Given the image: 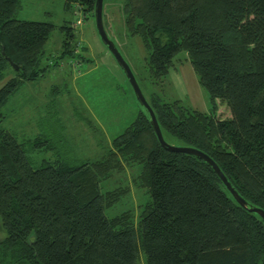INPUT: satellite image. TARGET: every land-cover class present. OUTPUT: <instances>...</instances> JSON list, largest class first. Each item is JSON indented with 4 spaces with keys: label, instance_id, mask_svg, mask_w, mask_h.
Returning a JSON list of instances; mask_svg holds the SVG:
<instances>
[{
    "label": "trees",
    "instance_id": "trees-1",
    "mask_svg": "<svg viewBox=\"0 0 264 264\" xmlns=\"http://www.w3.org/2000/svg\"><path fill=\"white\" fill-rule=\"evenodd\" d=\"M93 1L63 0V7L93 16ZM17 7L18 0H0V122L8 96L43 75L53 28L15 18ZM121 12L125 32L147 51L151 83L165 81L181 52L208 94L207 112L153 91L145 96L131 71L163 140L207 154L246 205L264 211V0H122ZM62 28L53 65L85 60L72 27ZM215 99L228 117H214ZM140 107L94 159L56 152L33 165L27 149L48 142L20 141L0 127V264H136L137 248L144 264H264L263 220L238 205L204 161L162 148ZM122 163L139 164L132 180L148 195L134 221L128 211L104 212L122 187L101 191L100 182Z\"/></svg>",
    "mask_w": 264,
    "mask_h": 264
},
{
    "label": "rangeland",
    "instance_id": "rangeland-1",
    "mask_svg": "<svg viewBox=\"0 0 264 264\" xmlns=\"http://www.w3.org/2000/svg\"><path fill=\"white\" fill-rule=\"evenodd\" d=\"M122 0H102L101 19L107 36L125 59L145 96L156 92L163 100L178 99L189 108L207 112L210 101L207 92L198 84L196 75L183 53L175 56L174 66L165 81L153 84L146 77L147 51L138 36L124 30ZM17 19L50 22L52 30L43 46L40 66L46 67L42 76L23 82L2 105L0 127L12 132L17 139L46 140L48 146L28 148L33 165L42 159H53L54 153L70 159H94L101 153L100 145H107L134 118L140 105L121 69L100 41L93 16L84 14L76 4L63 7V0H18L14 13ZM63 24L73 31L72 42L85 60L63 58L53 65L60 51ZM74 64V65H73ZM6 80H0V86ZM216 118L228 117L227 107L215 99ZM86 120H89L88 122ZM103 147V146H102ZM139 164L122 163L108 181L100 182V189L119 190L121 197L104 209L107 216L128 211L132 220L138 204L148 195L132 180ZM3 232L0 229V238ZM136 264H144V255L137 248Z\"/></svg>",
    "mask_w": 264,
    "mask_h": 264
},
{
    "label": "water",
    "instance_id": "water-1",
    "mask_svg": "<svg viewBox=\"0 0 264 264\" xmlns=\"http://www.w3.org/2000/svg\"><path fill=\"white\" fill-rule=\"evenodd\" d=\"M101 5H102V0H94L93 1V21H94V26L96 33L100 39V41L105 45L111 56L113 57L114 61L116 64L119 66L121 69L124 77L126 78L132 93L138 102L139 105H141L147 112L148 117H149V124L151 126V129L157 139L158 144L164 148L167 151L171 152H182V153H187L194 155L198 157L200 160L204 161L207 165L210 166L214 174L217 176V178L221 181L225 189L230 193L232 198L236 201L238 205H240L243 208H246L248 211H252L256 214L259 215V217L263 220L264 222V211L260 208L254 207V206H247L245 200L240 197L236 191L231 187L229 182L226 180L225 176L223 173L220 171L216 163L204 152L200 151L197 148L191 147V146H186V145H174V144H169L165 142L161 136L158 124L156 122L155 116L146 102L128 64L126 61L123 59L121 54L119 53L118 49L115 47L113 41L107 36L103 24H102V19H101ZM3 53V51H1ZM4 59L7 61L8 65L16 70L17 66L14 64L8 57H6L3 53Z\"/></svg>",
    "mask_w": 264,
    "mask_h": 264
},
{
    "label": "built area",
    "instance_id": "built-area-1",
    "mask_svg": "<svg viewBox=\"0 0 264 264\" xmlns=\"http://www.w3.org/2000/svg\"><path fill=\"white\" fill-rule=\"evenodd\" d=\"M79 9H80V7L78 6V5H76ZM81 10V9H80ZM74 65V64H73Z\"/></svg>",
    "mask_w": 264,
    "mask_h": 264
}]
</instances>
